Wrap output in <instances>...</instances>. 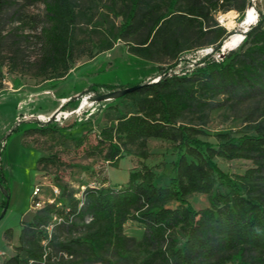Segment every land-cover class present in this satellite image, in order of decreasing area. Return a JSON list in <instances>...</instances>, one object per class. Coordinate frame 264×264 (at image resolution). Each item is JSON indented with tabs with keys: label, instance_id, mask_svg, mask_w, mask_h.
<instances>
[{
	"label": "trees",
	"instance_id": "16d2710c",
	"mask_svg": "<svg viewBox=\"0 0 264 264\" xmlns=\"http://www.w3.org/2000/svg\"><path fill=\"white\" fill-rule=\"evenodd\" d=\"M39 1L45 5L39 33L28 32L16 42L17 49L40 45V55L29 61L33 75L65 77L87 48L78 31L89 34L100 27L103 36L93 56L125 40L132 54L162 63L168 57L169 66L157 74L158 81L147 80L113 99L110 107L119 115L99 132L96 146L111 166H119L125 154L140 158L127 183L112 186L104 180L84 188L80 197L63 191L53 202L44 200L23 223L19 243L2 264H264V0L239 46L220 57L213 52L221 50H213L179 71L185 52L214 48L230 35L215 14L236 10L243 21L249 0H120L118 26L107 15L94 22L91 9L78 0ZM6 3L0 0V24ZM6 38L0 27V68ZM19 51L11 57V71H17ZM125 100L129 109L118 108ZM226 108L243 126L208 139L211 113ZM73 125L60 128L50 119L32 128L47 133ZM149 138L171 141L177 151L167 185L156 184V172L146 162ZM218 158L253 164L231 174ZM195 194L206 195L208 205L194 207ZM131 219L145 226L140 241L125 233ZM140 251L141 256L135 253Z\"/></svg>",
	"mask_w": 264,
	"mask_h": 264
},
{
	"label": "rangeland",
	"instance_id": "374dc122",
	"mask_svg": "<svg viewBox=\"0 0 264 264\" xmlns=\"http://www.w3.org/2000/svg\"><path fill=\"white\" fill-rule=\"evenodd\" d=\"M253 1L255 8L248 7L247 22L239 20L236 10L215 14L216 20L230 32L224 42L225 53L239 46L242 31L251 22H256L258 8L262 7L263 0ZM78 2L91 9L94 22L101 20L103 15L109 16V20L117 26L122 22V17L115 15L116 8L119 9L121 5L120 0H117L116 5L112 0ZM44 18L45 5L42 1L7 0L0 24L2 32L8 36L2 53L5 63L0 68V263L14 252L23 223L33 217V191L36 186L41 187V200H47L55 196L54 187L59 192H72L80 197L84 188L101 186L104 180L106 185L112 186L127 183L130 172L140 167L141 160L135 154H125L119 166H111L105 160L104 152L96 146L98 135L119 112L110 107L112 100L94 102L89 97L156 79L159 77L157 74L169 66L168 57L165 58L167 62L162 63L132 54L130 44L125 40H118L113 49L93 56L97 52L95 43L103 36L100 27L89 34L78 31V38H85L87 48L65 77L48 80L35 76L29 61L40 55V45L23 44L17 49L16 42H21L22 35L28 32L38 34ZM107 25L108 22H105ZM88 36H92L93 41ZM206 49L185 52L176 71L182 66L194 67L200 58L213 50ZM18 50L17 71H11V57ZM223 51L213 54L220 57ZM91 86H95L97 91L88 92ZM108 87L113 89L108 90ZM125 102H118V108L129 109L128 100ZM38 116H43L45 121L38 119ZM49 118L54 119L59 127L71 123L75 125L47 133L32 128L37 121L46 122ZM19 120L21 122L14 128ZM242 126V119H235L230 109L215 110L205 127L208 132L206 137L215 140L217 132L236 131ZM147 147L150 157L146 162L156 172V184L167 185L178 155L173 143L149 138ZM133 148L136 150V147ZM217 161L231 174L244 172L253 164L251 160L245 159L218 158ZM4 200L6 203L3 206ZM190 202L196 208L209 203L204 194L191 196ZM144 232L145 226L136 219L125 224V233L136 241L143 238ZM140 252L135 253L141 256Z\"/></svg>",
	"mask_w": 264,
	"mask_h": 264
},
{
	"label": "water",
	"instance_id": "95a60500",
	"mask_svg": "<svg viewBox=\"0 0 264 264\" xmlns=\"http://www.w3.org/2000/svg\"><path fill=\"white\" fill-rule=\"evenodd\" d=\"M248 6L250 7H254L255 8V3L253 0H249V4ZM256 10V9H255ZM257 12V11H256ZM257 18H258V12H257ZM248 21V18H247V12H246V17L245 19L242 21V22H247ZM254 23H250L248 25L247 28H245L242 33H243V37H242V40L244 39V37L246 36L247 32L249 31V29L251 28V26L253 25ZM228 38V37H227ZM226 40V39H225ZM225 40H223L222 42H220L219 44H217L213 50H222L223 51V47H224V42ZM225 55V52L223 51L222 52V56ZM159 80V77L156 78V79H153V81H158ZM146 82H142L140 84H136V85H133V86H130V87H124V88H120V89H117V90H113V91H109V92H106V93H102V94H97V95H92L89 97V99L91 101H94V102H97V101H103V100H113V99H116V98H120L122 96H124L125 94L131 92V91H134L136 90L137 88H139L140 86H142L143 84H145ZM39 119V118H38ZM24 121H28V120H24ZM21 122V120H19L16 125L14 126V128ZM13 128V129H14Z\"/></svg>",
	"mask_w": 264,
	"mask_h": 264
},
{
	"label": "built area",
	"instance_id": "2783aa9c",
	"mask_svg": "<svg viewBox=\"0 0 264 264\" xmlns=\"http://www.w3.org/2000/svg\"><path fill=\"white\" fill-rule=\"evenodd\" d=\"M207 49H211L212 50V48H207ZM207 49H206V51H207ZM39 119L40 120H44L42 118H39ZM48 120H50V118ZM40 193H41V187L40 186H36L34 191H33V205H34V208H39L45 203V201L41 200V198L39 197ZM54 193H55V195H57L59 193V189L57 187H54ZM48 201L53 202L54 198H49Z\"/></svg>",
	"mask_w": 264,
	"mask_h": 264
},
{
	"label": "crops",
	"instance_id": "0c3cea01",
	"mask_svg": "<svg viewBox=\"0 0 264 264\" xmlns=\"http://www.w3.org/2000/svg\"><path fill=\"white\" fill-rule=\"evenodd\" d=\"M38 118H43V116H38ZM34 215V214H33ZM15 246V245H14ZM3 253V252H2ZM4 254V253H3ZM10 256V255H9ZM4 260V259H3ZM3 260L1 261L0 264H2Z\"/></svg>",
	"mask_w": 264,
	"mask_h": 264
},
{
	"label": "bare ground",
	"instance_id": "6f19581e",
	"mask_svg": "<svg viewBox=\"0 0 264 264\" xmlns=\"http://www.w3.org/2000/svg\"><path fill=\"white\" fill-rule=\"evenodd\" d=\"M253 9H254V7H253ZM247 16H249V14H248V10H247ZM221 17H222V16H221ZM225 18H226V17H225ZM252 19H253V18H252ZM233 22H234V21H233ZM85 98H86V97H85ZM85 98H84V99H85Z\"/></svg>",
	"mask_w": 264,
	"mask_h": 264
}]
</instances>
